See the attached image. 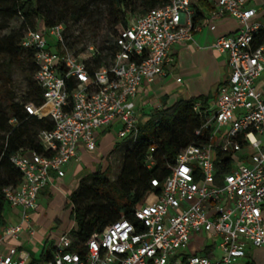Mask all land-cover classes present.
Segmentation results:
<instances>
[{"label":"built area","instance_id":"1","mask_svg":"<svg viewBox=\"0 0 264 264\" xmlns=\"http://www.w3.org/2000/svg\"><path fill=\"white\" fill-rule=\"evenodd\" d=\"M249 1L212 0L208 13L211 20L229 15L239 26L211 44L227 61L214 98L207 106L192 105L207 141L179 152L163 180L150 179L159 192L134 209L133 220L109 223L79 250L65 231L42 264H247L254 250L264 248V85H257L264 75V23L254 18ZM195 15L191 0H165L126 26H115L113 48L105 49L97 65L98 50L92 44L77 51L69 47L61 22L39 23L23 33L20 46L33 53V77L42 91V102H27L24 109L37 118L48 116L52 127L38 133L42 152L9 156L20 179L4 186L2 195L7 207L20 210V221L0 226V264L26 263L24 251L8 246L2 252V246L24 229L33 234L29 212L37 208L50 170L62 176L79 147L94 151L96 132L114 123L117 137L136 140L138 87L165 74L173 61L171 47L193 38ZM217 153L229 159L219 177ZM146 163L152 164L150 155Z\"/></svg>","mask_w":264,"mask_h":264},{"label":"trees","instance_id":"2","mask_svg":"<svg viewBox=\"0 0 264 264\" xmlns=\"http://www.w3.org/2000/svg\"><path fill=\"white\" fill-rule=\"evenodd\" d=\"M36 1L0 0V31L9 28V23L13 18L20 19L18 28L10 29L0 35V54L6 56L7 59L0 64V226L6 223L5 210L7 208L2 188L18 183L20 179V172L10 162L9 156L18 150L42 152L38 133L42 129L52 127V120L48 116L37 118L28 114L24 109V104L27 102L35 105L42 102V91L33 77L34 62L33 74L28 77L26 101H15L11 85V66L23 50L20 46V39L27 29L35 27L33 25L34 16L39 15ZM108 1L110 12L107 19L110 27L114 26L115 29L118 23L126 26L130 18L137 16L128 0ZM141 2L145 6L142 11L144 13L150 8L161 6L165 0H141ZM191 2L196 9L195 22L201 16L198 6L210 9V5L205 0H191ZM60 22L57 19L51 20L43 17L40 24L50 26ZM111 41L106 49L113 48ZM67 43L70 47L68 36ZM25 51L32 59V51ZM100 61L101 56L98 54L95 64H99ZM72 84L71 80L67 83L68 87ZM208 100V96L202 95L178 98L169 106L141 113L137 123L136 140L131 143L122 138L123 142L125 141L128 145L123 153L122 164L115 179L108 178L109 168L108 166L102 168L101 159L94 164L93 169L79 177L78 185L68 195L69 202L64 203V207L69 208V218L74 221L69 231L74 238L73 249L79 250L81 243L94 232L101 231L117 219L133 220L134 209L152 192H159V188L151 186L150 179L163 180L168 175L179 152L189 144H204L207 141L208 131L200 128L201 119L192 109V105L200 102L202 106H207ZM196 129H199L198 134L195 133ZM118 147V142H114L106 154ZM151 147L152 151H150ZM148 155L152 159L150 166L146 163ZM217 157L221 158V161L215 162L216 176L219 177L228 170L229 159L220 153H217ZM48 241L46 240L45 243ZM49 243L52 247L55 244L52 241ZM204 253L210 254V249H206ZM51 255V249L45 248L25 264H42ZM247 264L259 263L253 259Z\"/></svg>","mask_w":264,"mask_h":264},{"label":"crops","instance_id":"3","mask_svg":"<svg viewBox=\"0 0 264 264\" xmlns=\"http://www.w3.org/2000/svg\"><path fill=\"white\" fill-rule=\"evenodd\" d=\"M205 1L210 5V9L197 5L201 16L195 21L197 29L193 32V38L174 44L171 47L170 54L173 61L165 66V74L151 83L143 82L138 87L135 98V110L138 118L143 112H151L152 106L160 107L162 103L163 106H169L178 98H189L198 95L208 96V104L214 98L218 84L227 74V61L226 55L213 50L211 44L218 35L236 32L239 24L235 18L229 15L216 20L209 19L208 13L214 4L212 0ZM248 6L256 9L254 18L264 23V0H250ZM257 85H264V75L257 79ZM115 124L117 123L112 125ZM96 134L98 142L92 154L80 146L77 158L72 159L65 165L62 176L57 175L55 172L50 173L49 183L38 194L37 208L29 212L31 214V217L29 216L30 223L34 229L33 234L29 235L24 229L16 238H6L2 246V252H5L8 246H15L17 250L24 251L27 254L26 261H28L45 248L51 249V252L53 251L54 246L52 247L49 241L54 244L61 233H56L52 239H50V234L47 236H44L42 232L39 234L37 233L40 230L38 222L42 221L47 224L51 218L57 216L58 202L62 201L63 206L65 202H69L68 195L76 187L79 177L93 169L94 164L106 155V151L111 147V139L108 133H105V128L98 130ZM124 143L126 144L125 141ZM127 145L128 143L125 147ZM39 198L45 199L46 209L51 212L46 218L40 217V212L37 213L40 209ZM6 210V223L20 221L19 209L7 207ZM67 213L69 214V208H67ZM46 240H49L48 243H45ZM254 260L258 262L255 256Z\"/></svg>","mask_w":264,"mask_h":264},{"label":"rangeland","instance_id":"4","mask_svg":"<svg viewBox=\"0 0 264 264\" xmlns=\"http://www.w3.org/2000/svg\"><path fill=\"white\" fill-rule=\"evenodd\" d=\"M36 2L39 15L34 16V26L41 23L43 17L51 20L57 19L61 21L63 32L68 36L69 45L72 49L77 51L84 48L87 44H92L98 50L99 55L105 54V49L115 34L114 26L110 27L108 24L107 16H109L110 12L108 0H37ZM128 2L130 7L135 9L136 15L142 14L145 6L141 0H128ZM19 26L20 19L13 18L9 23V28L1 30L0 35L5 34L10 29H16ZM3 60H7L6 56L0 54V64ZM14 60L16 61L10 69L14 99L17 102H24L27 99L28 93V77L32 76L34 70L33 61L30 56H27L24 49L20 51L17 59ZM160 102L162 101L160 100ZM162 106L163 103L160 107L154 105L150 110L152 112L161 109ZM117 129L118 124L112 125L109 128L105 127V133H108L111 139V145L114 142H118L120 147L100 158L102 168L106 166L109 168L108 178L110 180L115 179L120 170L123 153L126 150L125 146L127 144H123V139L117 137ZM89 152L92 154V151ZM52 172L54 171L50 170V173ZM38 201L40 209H38L37 213L40 212V217L46 218L51 214L50 210L46 209V201L41 198ZM58 204L57 216L51 218L47 224L41 221L38 222L40 226L37 225L40 228L37 233L40 234L42 232L44 236L50 234V239L56 233L71 230L74 225L73 219L69 218L67 208L63 206V202L60 201ZM29 216L31 217V214ZM253 253L257 261L260 264H264V248L256 249Z\"/></svg>","mask_w":264,"mask_h":264}]
</instances>
